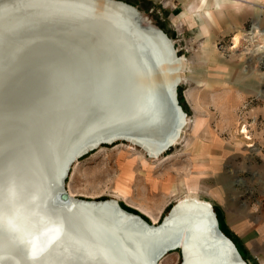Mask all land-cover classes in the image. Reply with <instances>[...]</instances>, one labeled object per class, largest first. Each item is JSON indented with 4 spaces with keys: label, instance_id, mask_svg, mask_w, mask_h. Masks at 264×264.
Here are the masks:
<instances>
[{
    "label": "rangeland",
    "instance_id": "1",
    "mask_svg": "<svg viewBox=\"0 0 264 264\" xmlns=\"http://www.w3.org/2000/svg\"><path fill=\"white\" fill-rule=\"evenodd\" d=\"M178 1L182 7L173 11L176 18L185 0H168L170 6ZM159 7L156 3L151 9L137 11L142 24L162 30L176 56L182 58L176 92L186 125L179 141L157 160L127 142L102 145L73 164L65 188L82 200L117 199L149 222L129 203L143 207L160 222L177 200L192 195L211 206L220 231L238 247L244 262L264 264V16H253L247 9L239 14L228 9L210 26V36L198 37V28L172 25ZM254 23L260 28L253 36ZM43 26L37 21L22 23L0 35V184L9 172L17 178L27 174L26 164L31 170L39 167L40 161L32 157V151L44 138L50 109L62 99L61 91L50 95L51 88L44 81L50 78L43 80V76L63 59L61 52L55 51L63 43L77 40L72 35L73 27ZM239 35L243 37L236 49L232 41ZM68 51L73 66L80 61L87 65L91 57L84 48ZM52 75L54 88L56 81L59 87L60 77ZM74 79L76 83L80 78ZM82 79V84L91 89L88 101L92 105L97 98L93 89L97 80L85 74ZM124 106L122 101L113 112L102 105L96 115L87 107L73 133L58 137L63 139L55 141L59 149L55 145L53 148L61 156L73 144L71 140H76V145L92 138L97 130H111ZM91 126L94 132L86 134ZM16 256L20 257L17 252ZM180 263V251L176 250L157 264Z\"/></svg>",
    "mask_w": 264,
    "mask_h": 264
},
{
    "label": "bare ground",
    "instance_id": "2",
    "mask_svg": "<svg viewBox=\"0 0 264 264\" xmlns=\"http://www.w3.org/2000/svg\"><path fill=\"white\" fill-rule=\"evenodd\" d=\"M130 6L117 0H0V35L15 30L22 23L37 21L42 23L43 27L51 25L73 27L72 33L74 34H70L77 40V43L67 41V43H63L60 50L55 51V54L61 52L63 59L59 60L60 62L57 64L53 62L57 68L51 64L53 70L48 71L43 76V80L46 76L50 78V80H44L46 86L51 88L50 95L56 96L61 91L62 99L50 109V115L44 124V138L40 141L39 148L32 151V157H36L40 161L39 167L31 170L30 166L26 164L27 174L18 178L21 182L42 189L43 201L44 197L53 196V187L56 178L61 175V168L66 162V157L77 150L81 144L86 147L87 144H92L94 140L109 139L118 135L122 139L128 140L127 143L131 147L133 145L139 147L148 158L157 160L168 148L175 146L179 141L180 133L186 125L185 114L175 115L173 108L166 107L167 109L163 110V108L158 107L153 112V117L150 118L147 109L143 111V109L136 107L139 106V101L135 95L139 86L154 89L157 86L166 85L171 88L178 79L179 84L181 82L179 72L183 63L182 58L176 56L174 46L167 35L162 30L150 26V24L144 26L141 20L143 18L139 12ZM253 27L252 35L254 36L259 33V30L255 25ZM18 33H14V35H18ZM242 37L240 35L234 37L232 41L235 43L234 48L239 47ZM135 39L138 41L144 39V41L141 40L142 45L147 46V50L150 51L151 71H153L150 72L149 70L147 77L139 63L134 62V58L124 56L123 61H121L120 51L123 50L124 46L126 50L129 47L126 44H130ZM92 44L99 45L100 48L99 50L97 48L88 60H91L93 64L96 62L98 69L103 67L104 70L94 76L97 80V87L102 85L104 80L105 83L107 82L106 91L108 95H106L107 101H105L102 99L103 94L99 92L96 100L94 99L95 103L91 105L88 101V98L91 97V89L89 90L82 84L85 68L84 72L77 71L74 72V75L72 74L73 76H68L69 71L73 69L72 61H74L68 54L70 52L68 50L71 48L74 52H78L85 46L89 48ZM169 44L173 46L175 56H171L168 49ZM49 48L47 47L51 52ZM261 48L262 46H259V49ZM105 49L108 50V55L106 52H102ZM259 49L257 48L258 51L263 50ZM81 64L84 67L83 63ZM53 73L55 77H60L61 80L59 87V82L56 81V88H54ZM76 76L80 79L75 83L74 78ZM111 95L113 99H111ZM100 99L102 102L98 105ZM122 101L125 102L124 111L117 118L118 121L111 130H106L107 128L101 132L97 130L96 135L80 144L75 145L76 140H71L70 142H73L74 145L71 144L69 148L64 149L61 156L58 154L55 141L57 139L63 140L61 138L64 134L70 133L69 135H71L73 133L79 119L85 117L87 107L90 106V110L93 111L92 115L100 111L102 105H104V109H113L114 112L116 108H119L118 106L121 105ZM177 105L179 106L178 103ZM93 118L91 119L93 120ZM93 130L94 128L91 126L87 129L86 134L94 132ZM85 138L86 136L83 139ZM53 145L56 147L53 148ZM57 148L59 149V147ZM83 156L71 163L65 180L69 178L73 164ZM64 189H66L65 184ZM66 191L71 198L77 200H73L72 204L65 206V208L64 206L63 208L62 206L56 208L53 204L50 208L45 207L46 214L54 222V225L50 226L53 230L40 229L38 230L40 234L33 239L31 248L38 257L37 260L34 262L26 260L27 251L18 249L16 252L20 256L18 257L20 261L25 262V264H88L86 251L98 254L103 250L109 256L111 264H136L135 261L139 262V260L147 264L152 258L158 257L167 247L179 245L178 249L168 251L158 262L169 252L180 251L182 248L184 264H243L234 244L232 243L241 258L240 262L232 260L230 254L232 247L214 235V225L215 223L218 224V220L214 216L211 206L192 195H186L177 200L164 216L166 218L164 225L159 228L155 227L159 226L164 218L157 222L155 215L148 213L141 206L129 203L134 206L133 209H137L149 218L155 228L142 230L139 224L133 219H129V216L120 209L118 210L121 206L117 199L82 200L76 198L67 189ZM112 218L118 220V224H114ZM128 226L132 228L131 234L135 236L138 246H143L144 250L143 247L141 249L138 246L139 249L135 248L132 242L128 241L124 231L127 230ZM57 227L58 230H56ZM115 228L116 231H114ZM59 230L61 233H58ZM143 232L149 233V237H146L148 242H140L142 239L140 240L139 236ZM161 232H165V235ZM57 235L60 236L58 240ZM100 264L103 262L101 261Z\"/></svg>",
    "mask_w": 264,
    "mask_h": 264
},
{
    "label": "clouds",
    "instance_id": "3",
    "mask_svg": "<svg viewBox=\"0 0 264 264\" xmlns=\"http://www.w3.org/2000/svg\"><path fill=\"white\" fill-rule=\"evenodd\" d=\"M244 7L242 0H185L183 11L173 23L186 25L189 30L198 28V37H208L217 16L222 17L228 9L239 14ZM43 195L42 189L21 182L13 172L0 184V264H21L16 256L18 249L27 251L29 261L38 259L32 252V241L40 234L38 230H53L50 226L54 225L45 212ZM85 255L88 264H111L103 250L98 254L86 251Z\"/></svg>",
    "mask_w": 264,
    "mask_h": 264
},
{
    "label": "water",
    "instance_id": "4",
    "mask_svg": "<svg viewBox=\"0 0 264 264\" xmlns=\"http://www.w3.org/2000/svg\"><path fill=\"white\" fill-rule=\"evenodd\" d=\"M141 40L138 41V40L135 39V41L131 42L130 44H128V45L126 44V46H129L126 50H125V46H124L125 44H122L124 46V48H123L122 51H120V56H121V61H123V57L124 56L134 58V62H138L139 63V66L142 67L141 69L145 73L144 75L147 77L149 75V73H148L149 70H150V72L153 71V70L151 71L152 65H151L150 55H149L150 51L147 50L148 49L147 46L142 45ZM142 41H144V39ZM83 48H84V53H86L88 55L89 54L93 55L94 51H91V50L92 49L97 50V48L99 50L100 46L92 44L91 46H89L90 52H88V47H83ZM168 49L170 51L171 56H175L174 51H173V46L169 44L168 45ZM107 51L105 49L102 52L103 53L104 52L107 53ZM152 53L154 54V51ZM107 55H108V53H107ZM154 60H156L157 63H159V61L156 58H154ZM81 63H83V62L80 61V63H78V65H74L73 69H71L69 71L68 76L71 77V76L74 75V72L76 73L77 71H83L84 68H85V73L84 74L86 76H91V77H93L95 79L94 75H96V73H100V71L102 72L104 70L103 67L98 69L97 63L95 62V64H93V63H91V60L87 62V65H85L83 63L84 67L81 66L82 65ZM100 66H102V65H100ZM144 69H145V71H144ZM104 79H107V78H104ZM178 82H179V79L176 81V84H174V86H172L171 88L167 87L166 85L157 86V88H154V89L153 88H149V87H147V88L146 87H142L141 88V86H139L137 94L135 95V97L139 101V106H136V107H139L140 109H143V111H144V109L145 110L147 109V113H149L148 115H150V118H151V116L153 117V112L155 111V109H158V107L163 108V110H166L167 109L166 107L173 108L175 115H177L179 113H181L182 115L185 114V113H182L183 112L182 111V107L177 105V103H178L177 102V93L175 92V89H176V86H177ZM104 83H105V80H104ZM104 83H102V85H100L99 87H97V86L95 87L94 86L93 89H94V94L98 95V93L100 92V94H103L102 99H105V101H107L106 100L107 99L106 95H108V94H107L106 90L108 88V85H107V82L105 84ZM103 84H104V86H103ZM111 99H113L112 95H111ZM185 116H186V114H185ZM150 118H149V120H150ZM116 141L117 142L118 141L128 142V140L122 139L121 136H118V135H117V137H113V138H109V139L101 138V139L94 140L95 143L92 142V144L91 143L89 145L87 144L86 147L84 146V144H81L80 147L77 150L72 152V154L70 153V155L68 157H66L67 159H66V162H65L64 166L61 168L62 172H60V174H61L60 177L56 178V183H55V185L53 187V190H54L53 196L50 195L49 197H44V201L43 202H44L45 207H47V206H48V208L51 207V206L47 205L48 203L52 202L51 200H53V202H54L53 205L56 208H57V206H62V208L64 206V208H65V206L71 205L73 200H77V199H73V197L71 198V196L67 193L66 189H64L65 178L68 175V170H69V167H70L71 163L74 160H76L77 158H80L81 156L87 154V152H90V151L94 150L97 147L100 148L102 145H111V144L115 143ZM54 196H55V198H54ZM80 202H82V201H80ZM119 209L124 214L128 215L129 219H133L134 222L139 224V226L142 228V230H144V229L145 230H147V229L151 230V229L159 228V227L164 225V221L166 219V218H164L162 223L159 226L154 228L152 222L149 224L146 221H144L142 218H140L138 215H136V214L133 215L131 213H128L127 211H125L124 209H121L120 207L118 208V210ZM168 213H170V212H168ZM112 219H114V218H112ZM117 221H116V219H114V224H118ZM128 228H130V227L128 226ZM128 228H127V230H124L125 234H126V238L128 239V241L132 242V244L136 248L138 246L137 240L135 239V236L133 234H131L132 233L131 232L132 228H130V229H128ZM114 231H116V228H115ZM213 232H214V235L216 237H218L219 239H221L222 241L226 242L227 244H229V246L232 247V249L230 250V252H231L230 254H231L232 260H234V261L238 260L240 262L241 258L237 254L236 248L233 246L231 240H229L218 229V224L217 223H215V225H214ZM58 233H61L60 230L58 231ZM53 234H54V231H53ZM129 234H130V236H129ZM161 234L165 235V232H161ZM148 235H149V233H146V232L144 233L143 232L139 236L140 240L142 239V241H140V242L141 243L142 242H144V243L148 242L147 238H146V237H149ZM59 237L60 236L57 235V240L59 239ZM138 247L141 249L143 246L142 247L138 246ZM138 247H137V249H139ZM178 247H180V246L176 245V246L167 247L158 257L152 258V260L150 262H148L147 264H157L158 260L164 254H166L168 251H170L172 249H178ZM142 249L144 250V247ZM32 252L34 253V250H32ZM180 255H181V261H182L181 264H184V254H183L182 248L180 250ZM135 257H136V259L139 260V258L137 256H135ZM25 259L28 260L27 259V252L25 254ZM133 260L135 261V258H133ZM135 262H136V264H146V262L143 263V262H140V260H139V262L138 261H135ZM241 262L243 264H246L243 261H241Z\"/></svg>",
    "mask_w": 264,
    "mask_h": 264
},
{
    "label": "crops",
    "instance_id": "5",
    "mask_svg": "<svg viewBox=\"0 0 264 264\" xmlns=\"http://www.w3.org/2000/svg\"><path fill=\"white\" fill-rule=\"evenodd\" d=\"M121 1L125 4H129L132 7H134L136 10H147V8L151 9L152 5H156V3L159 4V11H161V14L165 17V20L169 21L174 24L173 21L176 18L175 14H173V11L176 10V8H181L182 3L180 1L179 4L177 2V5L170 6V2L168 0H117ZM242 2L245 4L244 9L246 11L252 12L253 16L256 14H263L264 16V0H242ZM254 25L258 28L259 25L257 23H254Z\"/></svg>",
    "mask_w": 264,
    "mask_h": 264
},
{
    "label": "trees",
    "instance_id": "6",
    "mask_svg": "<svg viewBox=\"0 0 264 264\" xmlns=\"http://www.w3.org/2000/svg\"><path fill=\"white\" fill-rule=\"evenodd\" d=\"M120 206H121V208L122 209H124L125 211H127L128 213H131V214H133V215H135L136 214V212H134V211H132L131 209H129V208H126V207H124V206H122L121 204H120ZM136 215H138V214H136ZM140 216V215H139ZM141 217V216H140ZM141 218H143V217H141ZM147 223H149L150 224V222L147 220V219H145V218H143ZM218 228H219V230H221L220 229V225H219V221H218ZM226 236V235H225ZM235 245V244H234ZM235 247L237 248V250H238V252H239V249H238V247L235 245ZM239 254H240V256H241V258L243 259V257H242V255H241V253L239 252Z\"/></svg>",
    "mask_w": 264,
    "mask_h": 264
}]
</instances>
